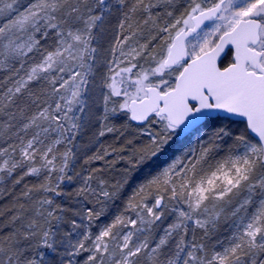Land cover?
<instances>
[{"label":"snow or ice","instance_id":"6c2138e0","mask_svg":"<svg viewBox=\"0 0 264 264\" xmlns=\"http://www.w3.org/2000/svg\"><path fill=\"white\" fill-rule=\"evenodd\" d=\"M0 264H264V0H0Z\"/></svg>","mask_w":264,"mask_h":264},{"label":"trees","instance_id":"16d2710c","mask_svg":"<svg viewBox=\"0 0 264 264\" xmlns=\"http://www.w3.org/2000/svg\"><path fill=\"white\" fill-rule=\"evenodd\" d=\"M118 167H120V165H118ZM138 182H139V181H138L137 179H133V180H131L129 186L126 187V189H125V193L130 192L131 189H132V187H134ZM72 187H73L72 185H71V186H67V185H65L66 190H70ZM223 233H224V232H223V229L220 228V232L218 233V235H220V236L222 237Z\"/></svg>","mask_w":264,"mask_h":264},{"label":"rangeland","instance_id":"374dc122","mask_svg":"<svg viewBox=\"0 0 264 264\" xmlns=\"http://www.w3.org/2000/svg\"><path fill=\"white\" fill-rule=\"evenodd\" d=\"M195 144V139H193V145ZM67 186H71V185H67ZM220 228H222L223 229V235L222 236H225V235H227L230 231H231V229H230V227H229V224H222L221 226H220Z\"/></svg>","mask_w":264,"mask_h":264}]
</instances>
